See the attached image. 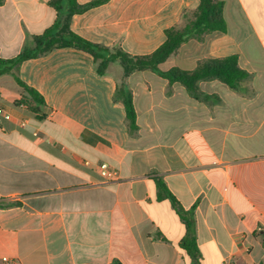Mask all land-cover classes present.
Masks as SVG:
<instances>
[{"label": "crops", "instance_id": "obj_1", "mask_svg": "<svg viewBox=\"0 0 264 264\" xmlns=\"http://www.w3.org/2000/svg\"><path fill=\"white\" fill-rule=\"evenodd\" d=\"M49 1L0 0L1 59L53 24ZM222 1L227 33L190 40L160 65L191 71L237 55L250 78L235 91L200 82L213 96L205 102L150 71L125 77L111 64L99 76L92 58L72 48L21 63L17 76L43 97L45 118L0 97L11 117L0 118V264H193L179 247L185 226L158 199L155 178L193 210L200 264H264V0ZM198 4L109 0L72 16L70 30L148 55ZM120 85L132 94L133 133L115 100Z\"/></svg>", "mask_w": 264, "mask_h": 264}, {"label": "trees", "instance_id": "obj_2", "mask_svg": "<svg viewBox=\"0 0 264 264\" xmlns=\"http://www.w3.org/2000/svg\"><path fill=\"white\" fill-rule=\"evenodd\" d=\"M109 0H94L80 5L76 0H50L51 6L57 13L52 25L40 35L32 38V46L24 47L22 51L11 59L0 58V76L12 78L16 86L22 91V105L37 121L45 118L43 97L33 88L22 82L18 76L21 63L49 54L55 49L72 48L88 54L95 65L97 75L105 74L107 67L117 62L128 77L134 72L150 71L169 84H181L188 95L205 102L213 96L200 91L199 83L218 81L229 90L235 91L239 85L250 78V74L241 69L238 56L230 55L224 58H209L200 61L191 71L177 67L162 70L160 65L165 63L179 48L190 40L201 41L211 34H226L227 24L223 17L224 2L222 0H199L198 6L183 15V23L164 31V42L152 53L143 56H131L121 48H108L103 45L89 42L70 30L71 17L82 14L91 8L100 6ZM115 100L122 102L125 109L127 128L130 133L137 131L136 114L132 102V94L124 85L117 87ZM159 200H168L186 229L185 236L179 242V247L192 259L193 264H200V254L194 238L193 210L185 211L169 192L163 181L155 178ZM110 264H121L117 260Z\"/></svg>", "mask_w": 264, "mask_h": 264}, {"label": "rangeland", "instance_id": "obj_3", "mask_svg": "<svg viewBox=\"0 0 264 264\" xmlns=\"http://www.w3.org/2000/svg\"><path fill=\"white\" fill-rule=\"evenodd\" d=\"M205 38H206V36L201 41H196V40H194V41H196L197 44H199V45H203ZM206 39H209V37H207ZM111 64H113V66L118 68V70H120V69L122 70V68L120 67V65L117 62H114ZM170 65H172V61H168L165 65V67H168ZM4 80H5V82L3 83V89L0 88V97H1V100H4V101H2L3 102L2 104L5 106V105H10L9 103L12 102L13 106H15V107H19V108L23 107L22 105H17V103L14 104L15 102H19L22 100L21 99L22 98V91L16 85H14L13 83H10V82H14L12 80V78L9 77V79L6 78ZM8 80H11V81H8Z\"/></svg>", "mask_w": 264, "mask_h": 264}, {"label": "built area", "instance_id": "obj_4", "mask_svg": "<svg viewBox=\"0 0 264 264\" xmlns=\"http://www.w3.org/2000/svg\"><path fill=\"white\" fill-rule=\"evenodd\" d=\"M0 117L3 119V120H10V116L8 115V114H5L3 111H1L0 110ZM99 170H100V174L102 175V176H106L107 174H108V172H107V166L106 165H101L100 167H99ZM113 175L114 176H116V174L115 173H113ZM3 261L4 262H8V260L5 258V259H3ZM10 264H14V262L12 261V262H9Z\"/></svg>", "mask_w": 264, "mask_h": 264}]
</instances>
